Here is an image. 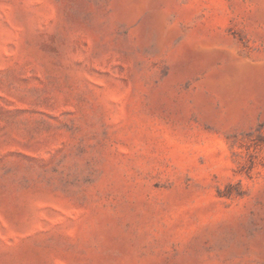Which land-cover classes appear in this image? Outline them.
I'll use <instances>...</instances> for the list:
<instances>
[{"label": "rangeland", "instance_id": "obj_1", "mask_svg": "<svg viewBox=\"0 0 264 264\" xmlns=\"http://www.w3.org/2000/svg\"><path fill=\"white\" fill-rule=\"evenodd\" d=\"M0 264H264V0H0Z\"/></svg>", "mask_w": 264, "mask_h": 264}]
</instances>
